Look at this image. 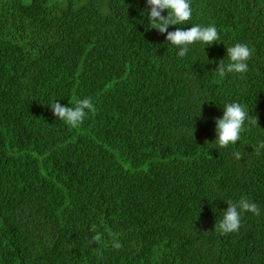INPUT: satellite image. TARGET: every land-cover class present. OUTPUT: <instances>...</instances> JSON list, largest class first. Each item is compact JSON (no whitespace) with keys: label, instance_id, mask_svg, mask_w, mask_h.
Segmentation results:
<instances>
[{"label":"trees","instance_id":"16d2710c","mask_svg":"<svg viewBox=\"0 0 264 264\" xmlns=\"http://www.w3.org/2000/svg\"><path fill=\"white\" fill-rule=\"evenodd\" d=\"M190 2L168 31L220 38L179 58L146 0H0V264H264V0ZM236 43L248 71L221 78ZM85 97L96 111L78 127L53 115ZM230 102L258 126L220 147ZM241 197L260 215L222 234Z\"/></svg>","mask_w":264,"mask_h":264},{"label":"clouds","instance_id":"9594fccd","mask_svg":"<svg viewBox=\"0 0 264 264\" xmlns=\"http://www.w3.org/2000/svg\"><path fill=\"white\" fill-rule=\"evenodd\" d=\"M148 10V22L152 29L160 34H167L168 43L179 48L177 53L179 58H183L189 51V46L196 42L206 45H212L219 40V33L215 25L201 26L194 24L190 28H176L174 31H168L170 26L184 24L192 19V6L190 0H146ZM167 16H163V12ZM228 63L224 59L217 63L216 73L223 78L227 73L244 74L248 71V61L253 56V49L247 44L236 43L234 46L226 48ZM53 115L59 120L66 122L71 127H78L83 123L90 113L96 111L91 97H85L75 102V106H62L54 102L51 106ZM249 125L258 126V117L252 116L247 111L246 106L238 102L227 103L223 108L221 118L215 120V142L220 147H227L229 144H236L241 133L247 131L245 122ZM264 148V142H261L256 148L257 155L260 149ZM234 157L241 159V153L235 152ZM228 205L227 210L223 211V218L215 224L222 234L237 232L241 226L242 213L250 212L254 215H260L259 205L248 197H241L239 201H225ZM112 247L120 249L122 244L119 241L117 233H111ZM101 234L97 233L91 236L92 243L101 241ZM99 251V249L97 250Z\"/></svg>","mask_w":264,"mask_h":264}]
</instances>
